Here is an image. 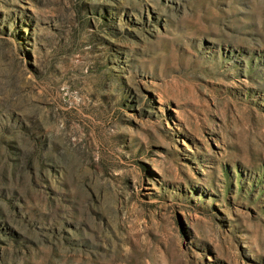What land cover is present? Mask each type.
Returning a JSON list of instances; mask_svg holds the SVG:
<instances>
[{
  "label": "rangeland",
  "instance_id": "rangeland-1",
  "mask_svg": "<svg viewBox=\"0 0 264 264\" xmlns=\"http://www.w3.org/2000/svg\"><path fill=\"white\" fill-rule=\"evenodd\" d=\"M0 264H264V0H0Z\"/></svg>",
  "mask_w": 264,
  "mask_h": 264
}]
</instances>
